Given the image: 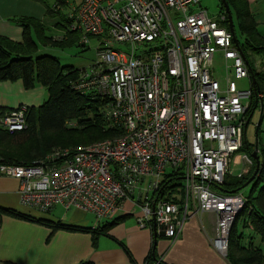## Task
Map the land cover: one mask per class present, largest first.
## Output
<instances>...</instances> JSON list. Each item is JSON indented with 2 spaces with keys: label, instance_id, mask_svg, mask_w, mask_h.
<instances>
[{
  "label": "built area",
  "instance_id": "obj_1",
  "mask_svg": "<svg viewBox=\"0 0 264 264\" xmlns=\"http://www.w3.org/2000/svg\"><path fill=\"white\" fill-rule=\"evenodd\" d=\"M66 20V31L83 48L93 42L95 53L72 88L102 103V127L112 137L76 151L56 149L28 166L0 162V175L19 182L23 206L90 214L91 229L130 202L140 230L175 241L189 218L211 213L212 246L226 257L246 199L219 186L233 159L244 165L238 176L252 166L238 154L247 113H264V86L237 88L251 76L224 10L210 15L200 0H80ZM27 109L1 114L0 129L26 130Z\"/></svg>",
  "mask_w": 264,
  "mask_h": 264
},
{
  "label": "crops",
  "instance_id": "obj_2",
  "mask_svg": "<svg viewBox=\"0 0 264 264\" xmlns=\"http://www.w3.org/2000/svg\"><path fill=\"white\" fill-rule=\"evenodd\" d=\"M244 1L256 24L259 40L264 41V0ZM45 4L49 9L54 7L53 0H45ZM22 19L37 21L51 40L64 37L63 31L57 28L59 18L49 17L41 4L32 0H0V38L23 45L25 33L18 23ZM32 36L35 40L34 33ZM37 45L36 56L44 55L41 48H51L38 42ZM249 54L253 59V56H264ZM263 86L264 81L259 82V87ZM47 98V90L42 86L27 90L21 80L0 82L2 110L11 111L22 106L40 108ZM137 213V206L125 202L114 217L102 221L101 233L94 236L90 232L95 226L94 219L88 218L87 213L64 212L57 208L45 213L23 206L19 182L0 175V264H147L153 255L161 264H230L212 246L216 235L213 214L194 215L185 222L178 238L168 241L155 239L152 232L140 230L135 223ZM251 242L250 238L243 243L249 245Z\"/></svg>",
  "mask_w": 264,
  "mask_h": 264
},
{
  "label": "trees",
  "instance_id": "obj_3",
  "mask_svg": "<svg viewBox=\"0 0 264 264\" xmlns=\"http://www.w3.org/2000/svg\"><path fill=\"white\" fill-rule=\"evenodd\" d=\"M32 1L44 6L49 17L59 18L60 23L57 25V28L66 31V17L64 20L59 12L62 4H66L64 1L53 0V9H49L46 6L45 0ZM226 3L232 14L234 30L236 22L244 38L243 46H240L239 42L238 44L247 62L250 70L249 72L252 74L253 81L255 82V86L253 85V87L260 89L259 82L264 81V74L256 69L254 62L252 63L248 60L246 52L264 55V41L259 40L256 24L248 12L245 1L226 0ZM18 23L24 29L25 33L23 45L18 46L0 38V82H15L21 80L27 90L33 89L36 86H42L47 90L48 98L40 108L27 109V128L23 132L9 134L0 129V143L7 144L11 147L21 146L32 139L37 131L42 135L64 134L69 129L68 127H70L68 123L72 121H79L84 127L76 136L68 141V146L88 142L89 138L96 133L106 134L107 132H105L102 127V120L100 117L102 103L98 99H95L92 93L77 92L72 88V83L78 78L80 69H73L71 67L61 68L57 60L52 57L46 55L36 56L38 51L37 42L43 47L71 48L75 46L76 48L82 49L83 47L78 44L79 36L66 31V35L62 40H51V38L45 36V29L37 21L22 19ZM32 33L35 35V40ZM252 110L253 109H250L247 113V120ZM5 112L9 111L0 109V115ZM108 134L111 135V133ZM49 149L50 148L44 149L42 152L45 153ZM254 149L255 146L248 147L246 143L243 144L241 152H243L252 163L250 171L248 174L242 176L226 175L223 185L219 186L220 192L224 194H235V192L252 176L255 170V162L252 158ZM256 150L258 151L257 156L259 160L262 158V161L260 160L259 173L251 185L253 186L252 192L257 191L258 194L254 198L251 196L245 198L246 203L242 211L236 217L231 229L229 242L231 236L234 240L231 244V251H227L226 256L230 264H263L260 250L253 247L252 242L245 248L241 242L242 235L238 233V224L240 222L243 230H249L259 237L261 242H264V147L257 146ZM40 155V153L37 154V156ZM43 157L37 158L36 160L25 161V163H17L20 161L19 159L13 162L12 158L4 154L0 155V162L7 165L28 166L43 159ZM168 181L169 180H166L164 183L166 184ZM174 185L178 186V183H174ZM115 223L116 221L113 225ZM58 226L60 227L61 225ZM102 228L103 227L90 229V232L96 236L101 233ZM151 257L147 264H154L157 262L155 261L154 255L153 259ZM155 264L161 263L157 262Z\"/></svg>",
  "mask_w": 264,
  "mask_h": 264
},
{
  "label": "rangeland",
  "instance_id": "obj_4",
  "mask_svg": "<svg viewBox=\"0 0 264 264\" xmlns=\"http://www.w3.org/2000/svg\"><path fill=\"white\" fill-rule=\"evenodd\" d=\"M47 1L51 2V0H47ZM200 4H201V7L205 9L210 15H216L218 12L223 10L220 0H200ZM71 7H72V4L70 3L62 4L59 12L63 16V19L67 16ZM60 33L62 34V31H60ZM235 33H236V38L238 39L240 46H243L244 38L241 35L236 22H235ZM87 46L88 48L85 52H82L80 49H76V48H64V47L55 48V49L41 48V54H44L46 56L56 59L61 68L71 67L73 69H84V68L89 67L91 61L95 59V53L93 50L94 43L90 42ZM246 55L250 62L253 63V60H254L255 67L261 73L264 74V56H261V57L253 56L254 57L253 59L250 57L249 52H246ZM219 59L220 58L218 56H215V59L213 62V68L217 72L218 78L222 79V77L224 76V72L222 70V65ZM235 83L239 90H248L252 85V80L242 79V80L236 81ZM260 120H261V123L259 127L257 128V125ZM71 123L72 125L68 127L69 129L64 134H43L42 135V134H39V132L37 131L35 136L32 139H30L27 143L21 146L11 147L7 144L0 143V155L7 154L8 157L13 159V162H16V160L19 159L20 161H18L17 163H21V162L25 163V161L36 160L37 158H41L43 156H44L43 158H45L56 149L64 148V149L76 151L82 147L100 143L112 137L108 133L106 134L96 133L91 138H89L88 142L76 144L73 146H68V141L74 136H76L79 133V131L82 130V128L84 127V125L80 123L79 121H72ZM244 142L246 143L248 147H254L255 145L259 147H264V113L263 115L260 116L259 110H255L252 116L250 117L249 124L246 127V130L244 132ZM48 148L50 149L47 152L45 153L42 152L44 151V149H48ZM38 153H40L41 155L37 156ZM238 156L243 157L244 153L240 152ZM24 159H27V160H24ZM260 160L262 161V158H260ZM243 166H244L243 163L240 162L239 159H233L229 167L231 175L238 176ZM250 168L251 166L246 165L244 167V170L246 172H249ZM252 187H253L252 185L248 186L247 188L241 190L239 194H241L245 198H249L250 196L252 198L256 197L258 192L257 191L252 192L253 191ZM57 210L62 211V209H60L59 207L57 208ZM87 215H88V218L92 217V215L90 214H87ZM238 233L242 235V239H243L242 243L246 239H247V242L248 240L250 241V238L252 239L253 241L252 245L256 249L260 250L261 255H262V263L264 264V242H261L259 237L255 235L253 236L250 235L248 230H243L240 222L238 224ZM233 240L234 238L231 236L228 251H231V244ZM243 245L245 248L248 247L247 244L243 243ZM240 254H244V253H240Z\"/></svg>",
  "mask_w": 264,
  "mask_h": 264
},
{
  "label": "water",
  "instance_id": "obj_5",
  "mask_svg": "<svg viewBox=\"0 0 264 264\" xmlns=\"http://www.w3.org/2000/svg\"><path fill=\"white\" fill-rule=\"evenodd\" d=\"M220 2H221V5L223 7V10H224V12H225V14L227 16L228 29H229V31H230V33L232 35L233 44L236 47V49L238 50V52L244 58V55H243V53H242V51H241V49L239 47L238 41H237L236 36H235L234 23H233L231 11H230L227 3H226V0H220ZM250 76H251V80L253 82V85L255 86V82L253 81V77H252V74L251 73H250ZM260 123H261V120L259 121V123L257 125V128L259 127ZM256 148H257V145H255V150H254V152L252 154V158H253V160L255 162V170H254L252 176L247 180V182L238 191H236V192H239L241 189L243 190V189L247 188L248 186H250L251 183L255 180L257 174L259 173V170H260V160H259V157L257 156V152H256L257 150H256ZM154 227H155V224H154ZM154 238L156 239L155 235H154Z\"/></svg>",
  "mask_w": 264,
  "mask_h": 264
},
{
  "label": "bare ground",
  "instance_id": "obj_6",
  "mask_svg": "<svg viewBox=\"0 0 264 264\" xmlns=\"http://www.w3.org/2000/svg\"><path fill=\"white\" fill-rule=\"evenodd\" d=\"M252 85H253V83H252Z\"/></svg>",
  "mask_w": 264,
  "mask_h": 264
}]
</instances>
